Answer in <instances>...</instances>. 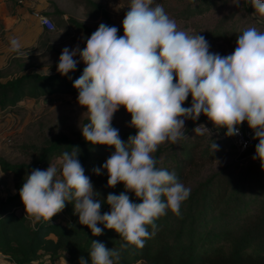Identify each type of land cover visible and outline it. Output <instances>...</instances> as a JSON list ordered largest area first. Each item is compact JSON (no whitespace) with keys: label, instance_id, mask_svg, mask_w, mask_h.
Instances as JSON below:
<instances>
[{"label":"clouds","instance_id":"9594fccd","mask_svg":"<svg viewBox=\"0 0 264 264\" xmlns=\"http://www.w3.org/2000/svg\"><path fill=\"white\" fill-rule=\"evenodd\" d=\"M153 0H131L122 21L124 34L115 26L101 23L86 40V46L65 47L57 71L62 76L85 65L73 82L78 90V104L86 109L88 123L80 130L92 146H106L115 151L102 167L94 168L99 176L108 175L107 186L123 184L119 195L109 193L106 201L98 192L78 160L80 150L72 147L47 170L34 169L19 191L25 213L35 225L73 205L79 224L100 236L105 228L114 230L127 245L143 248L145 240L155 235V221L171 211L180 215L181 204L190 195L174 172L158 168L153 154L165 142L173 145L188 139L185 122L206 117L218 133L240 134L247 123L259 142L254 160L264 169V31L250 27L238 35L235 50L227 56L210 52L209 42L200 34L189 35L161 4ZM236 0L235 5H239ZM256 23L264 24V0H250ZM9 51L23 55L21 42L10 38ZM79 56V61L74 59ZM191 96V106L183 105ZM123 107L131 116L129 127L136 135L125 144L119 130L112 126L114 114ZM195 135L211 139L212 130L199 124ZM212 155L219 145L212 140ZM218 165L219 161H215ZM128 192L142 201L134 203ZM74 202V203H73ZM106 203L111 211L101 214ZM151 225L153 231H148ZM91 264H116L119 250L91 242ZM79 264H87L80 257Z\"/></svg>","mask_w":264,"mask_h":264},{"label":"trees","instance_id":"16d2710c","mask_svg":"<svg viewBox=\"0 0 264 264\" xmlns=\"http://www.w3.org/2000/svg\"><path fill=\"white\" fill-rule=\"evenodd\" d=\"M85 1L101 10L99 5ZM53 11L62 13L57 7ZM194 11L186 8L178 15L185 18ZM102 14L106 16L104 11ZM68 20L75 27L88 30L74 19ZM84 67L77 65L76 70L67 76H62L57 70L50 74L24 72L0 82V109L13 106L24 97L35 99L52 93H78L73 82L82 74ZM187 103H191L190 96L183 106L186 107ZM206 119L201 117L192 125ZM135 135L136 130L120 134V137L126 144L129 136ZM197 139L199 136L194 135L181 140L176 148L178 155L170 153L161 158L166 147L173 145L158 148L153 154L156 166L174 172L183 183L188 177L187 169L196 162L192 148ZM225 141L222 139L217 144L223 145ZM256 141L242 152L241 160L254 153ZM72 147L80 150L77 158L94 191L99 193L97 199L106 201L109 193L119 195L125 191L123 184L109 188L106 172L99 176L93 172L94 168L102 167L115 149L92 146L84 139L75 142L65 136H57L41 149L31 148L30 162L10 163L0 159V170L12 173L14 188L12 193L0 196V255L4 260L12 264H44L40 259L47 256V264H53L65 254L73 264H79L80 257L91 264V242L98 241L108 249L120 251L121 258L116 264H264V169L260 161L252 160L243 168L239 164L241 161H235L198 181L181 204L179 216L168 211L155 221V235L145 240L143 248L133 245L121 248L127 242L103 224L98 225L103 233L93 236L90 229L79 224L71 203L66 204L61 212L63 221L57 220V214L51 221L42 219L34 225L25 213L19 191L32 170L46 169L53 157L65 151L71 152ZM218 151L215 156H220ZM200 155L211 157L210 147L202 148ZM127 194L132 202H142L134 193ZM110 211L106 203L101 205V214ZM148 231H153L151 225Z\"/></svg>","mask_w":264,"mask_h":264},{"label":"rangeland","instance_id":"374dc122","mask_svg":"<svg viewBox=\"0 0 264 264\" xmlns=\"http://www.w3.org/2000/svg\"><path fill=\"white\" fill-rule=\"evenodd\" d=\"M90 1L99 5L101 10L90 6L85 0H0V82L24 72L52 73L57 70L62 50L67 47L71 51L77 46L82 50L86 46L87 38L101 23L115 26L118 36H122V21L131 0ZM235 2L236 0H153L152 6L161 4L170 18L176 21L180 30L189 35H202L209 42L210 52L227 56L235 50L238 35L243 31L250 27L264 31V24L256 23L251 16L254 9L250 0H239V5H235ZM54 7L62 13L55 14ZM186 8L195 11L185 18H180L178 13ZM35 13L47 16L53 25L52 28L40 26ZM68 18L83 24L89 31L75 27ZM13 37L23 46L21 56L9 51V41ZM74 59L79 61V56ZM77 65L84 64L80 61ZM77 98L78 93H52L35 99L24 97L13 106L0 109V159L10 163L30 162L33 152L31 148L41 149L57 136H65L75 142L84 139L80 127L89 121L86 109L78 104ZM190 106L191 103L186 104V107ZM201 117L204 118L203 115ZM130 122L131 116L121 107L114 114L112 126L119 130V134H124L136 130L129 127ZM192 123L191 120L185 122L187 136H194V128L203 124L212 130L211 139L216 143L222 139L226 141L223 145L219 144L220 156L204 158L200 155L202 148L210 147L212 141L207 134L198 135L197 144L192 148L196 162L189 169L186 168L188 177L183 182L186 188L192 189L198 181L232 162L241 161L239 164L243 168L254 160L255 149L251 156L243 160L239 158L248 148L239 150L225 135L226 129L217 133L208 119L200 120L194 125ZM242 125L248 126L246 122ZM257 142L259 141L255 143ZM170 144L165 142L158 148ZM177 146L166 147L161 158L170 153L178 155ZM210 152L212 154L211 148ZM61 156L62 154L53 157L50 163H56ZM217 160L218 165L215 163ZM12 183V173L0 170V196L14 191ZM57 220H64L61 212ZM40 260L43 261L42 258Z\"/></svg>","mask_w":264,"mask_h":264},{"label":"built area","instance_id":"2783aa9c","mask_svg":"<svg viewBox=\"0 0 264 264\" xmlns=\"http://www.w3.org/2000/svg\"><path fill=\"white\" fill-rule=\"evenodd\" d=\"M34 15L38 20L40 26L45 27L47 29L52 28L53 25L47 16L38 13H35ZM253 135L254 133L252 132V130L249 129L248 126L240 125V134L229 138L239 150H245L252 144V142L255 141L253 139ZM1 259L2 257L0 255V264H2Z\"/></svg>","mask_w":264,"mask_h":264},{"label":"crops","instance_id":"0c3cea01","mask_svg":"<svg viewBox=\"0 0 264 264\" xmlns=\"http://www.w3.org/2000/svg\"><path fill=\"white\" fill-rule=\"evenodd\" d=\"M47 256H43L42 257V262L44 263V264H47L48 263V260H47V258H46ZM1 261H2V264H12V263H10V262H8V261H6V260H4L3 258L1 259ZM53 264H73L72 262H69L66 258H65V254H63L62 256H60L58 259H56L54 262H53Z\"/></svg>","mask_w":264,"mask_h":264}]
</instances>
